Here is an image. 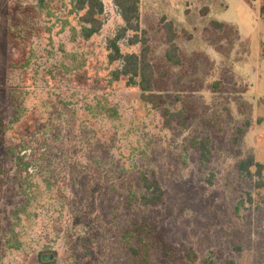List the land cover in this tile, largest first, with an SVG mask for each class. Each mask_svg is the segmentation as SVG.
Instances as JSON below:
<instances>
[{
	"label": "rangeland",
	"instance_id": "374dc122",
	"mask_svg": "<svg viewBox=\"0 0 264 264\" xmlns=\"http://www.w3.org/2000/svg\"><path fill=\"white\" fill-rule=\"evenodd\" d=\"M102 1L85 41L69 0H0V264H264V202L239 169L264 163L261 1L140 0L151 102L114 80L122 21ZM131 34L122 53L142 48ZM143 173L163 190L155 206L140 203Z\"/></svg>",
	"mask_w": 264,
	"mask_h": 264
},
{
	"label": "trees",
	"instance_id": "16d2710c",
	"mask_svg": "<svg viewBox=\"0 0 264 264\" xmlns=\"http://www.w3.org/2000/svg\"><path fill=\"white\" fill-rule=\"evenodd\" d=\"M38 9H44L49 4L48 0H35ZM118 10L122 25L113 38L107 42L108 61L113 63L119 61L121 64L119 69L113 72L114 80L120 79L122 76L128 77V85L137 86L141 90V98L146 101H152L154 71L148 58V35L147 30L140 25V0H111ZM259 16L264 25V0H260ZM69 14H79V37L82 40H89L97 35L103 27V13L105 6L102 0H69ZM51 15L50 12H48ZM62 24L66 20H61ZM162 29L165 31L166 40L169 48L166 51L168 60L173 64H180L181 57L178 53V46L174 42L175 31L173 24L167 22L163 17L161 19ZM50 29V28H48ZM50 31V30H48ZM131 34L128 39L129 45L141 44L142 48L139 52L122 53L119 47V41ZM104 109V106H102ZM113 113V112H112ZM112 113L110 115H112ZM7 126L0 113V134L6 130ZM197 150L199 151L202 161H209L212 155L211 142L206 137L201 141H197ZM251 168L254 170L252 171ZM241 172L246 174L253 184V187L261 194L264 202V163L256 162L253 158L241 161L239 164ZM140 185L144 189L140 196V203L144 206H155L163 199V190L156 179H151L147 174L140 175ZM19 207L16 208L18 211ZM14 216V214H13ZM8 248L19 247L18 244H9L6 240ZM56 253L39 254V258L43 261H50L55 257ZM194 256L191 254L190 258ZM206 264H210L206 262ZM227 264H234L227 262Z\"/></svg>",
	"mask_w": 264,
	"mask_h": 264
}]
</instances>
